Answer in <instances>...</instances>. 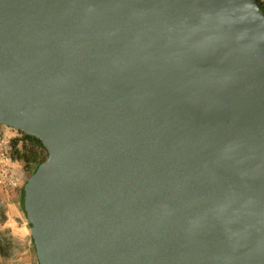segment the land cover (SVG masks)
Listing matches in <instances>:
<instances>
[{
    "label": "water",
    "instance_id": "water-1",
    "mask_svg": "<svg viewBox=\"0 0 264 264\" xmlns=\"http://www.w3.org/2000/svg\"><path fill=\"white\" fill-rule=\"evenodd\" d=\"M0 123L38 264H264L259 0H0Z\"/></svg>",
    "mask_w": 264,
    "mask_h": 264
},
{
    "label": "rangeland",
    "instance_id": "rangeland-1",
    "mask_svg": "<svg viewBox=\"0 0 264 264\" xmlns=\"http://www.w3.org/2000/svg\"><path fill=\"white\" fill-rule=\"evenodd\" d=\"M43 156L47 158V154ZM32 173V169L20 171L19 187L0 191V264H38L34 244L29 250L26 247L30 227L20 206L22 189Z\"/></svg>",
    "mask_w": 264,
    "mask_h": 264
},
{
    "label": "built area",
    "instance_id": "built-area-1",
    "mask_svg": "<svg viewBox=\"0 0 264 264\" xmlns=\"http://www.w3.org/2000/svg\"><path fill=\"white\" fill-rule=\"evenodd\" d=\"M259 4L264 9V0H259ZM36 140L0 123V191H15L20 185V171L34 172L45 161L46 149Z\"/></svg>",
    "mask_w": 264,
    "mask_h": 264
},
{
    "label": "crops",
    "instance_id": "crops-1",
    "mask_svg": "<svg viewBox=\"0 0 264 264\" xmlns=\"http://www.w3.org/2000/svg\"><path fill=\"white\" fill-rule=\"evenodd\" d=\"M27 232V231H26ZM32 238H31V234H30V231H28L27 233H26V247H27V249L29 250V248H31V243H33L32 242V240H31Z\"/></svg>",
    "mask_w": 264,
    "mask_h": 264
},
{
    "label": "trees",
    "instance_id": "trees-1",
    "mask_svg": "<svg viewBox=\"0 0 264 264\" xmlns=\"http://www.w3.org/2000/svg\"><path fill=\"white\" fill-rule=\"evenodd\" d=\"M261 7V6H260ZM261 9L264 11V9L261 7ZM41 146H43L42 145V143L37 139L36 140ZM36 170V169H35ZM20 206H21V209H22V212L24 213V215H25V212H24V210H23V189H22V194H21V199H20Z\"/></svg>",
    "mask_w": 264,
    "mask_h": 264
}]
</instances>
